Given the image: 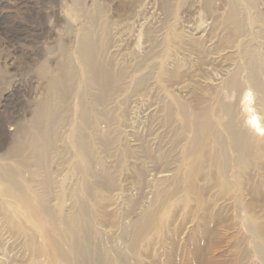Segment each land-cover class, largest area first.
<instances>
[{
  "label": "rangeland",
  "instance_id": "1",
  "mask_svg": "<svg viewBox=\"0 0 264 264\" xmlns=\"http://www.w3.org/2000/svg\"><path fill=\"white\" fill-rule=\"evenodd\" d=\"M29 1L9 17L0 7V185L27 194L49 234L0 195V264H264V235L252 222L264 223V153L246 160L242 176L229 160L225 188L221 167L232 152L219 140V157L194 183L187 178V112L196 107V121L224 112L233 77L247 94L235 129L251 144L249 159L264 136L246 118L248 103L254 113L264 102V0ZM13 22L29 33L10 29ZM88 32L116 73L108 107L111 96L99 105L86 83ZM67 61L77 69L68 97L53 100L55 119L31 128L30 112L52 100L48 67L57 73ZM47 235L64 259L49 253Z\"/></svg>",
  "mask_w": 264,
  "mask_h": 264
},
{
  "label": "bare ground",
  "instance_id": "2",
  "mask_svg": "<svg viewBox=\"0 0 264 264\" xmlns=\"http://www.w3.org/2000/svg\"><path fill=\"white\" fill-rule=\"evenodd\" d=\"M30 5H31V1L29 0H13V1L12 0H0V7L3 6L6 9L5 12L8 14V17L9 15L11 16V14L13 15L14 12L18 11L20 7H25V6H30ZM1 14L3 15V17L0 16V26H4L6 24L3 21L4 20L3 18H5L4 10L2 13L0 12V15ZM233 16H234L233 14L230 15V19L232 21L234 19ZM10 27H11L10 29L12 28L16 29L17 33L19 32L20 35L22 36L23 34L29 33L30 31L28 27L23 26L20 22H13ZM90 31L93 32V30H90ZM92 32H88L87 36H84V39L82 41V45L80 48V57L82 59V62L84 64V67L87 73L86 83L90 87V89L92 88L94 90V95L92 94L95 98L94 100H96V102L99 105H103L104 103H106L108 96H111V98L107 101V104H106V107H108V105H110L113 99L112 97L115 94V93L114 94L112 93L113 89L111 85L113 82V76H115L114 74L116 73L114 69L112 68L113 67L112 63L107 59V57L105 58L104 54L106 53V51L103 54V46L100 45L101 42L94 36ZM48 69L51 71L50 67H48ZM49 70L47 71V74H46L48 79L44 84V89L46 91L47 96L52 98V100L50 102L48 101L40 102L30 112L31 113V118H30L31 123L29 125L31 126V128H39L43 124H46L48 120L52 118L55 119L56 117L54 115L55 110H53V105H52L53 100L54 102H56L55 100H58V99H59L58 101L60 102L64 101L62 97H64L67 94V92L71 89L73 78L77 73V69L70 63V61L59 64V66L57 67V70L59 72L57 73H55L54 71V73L52 74L50 73ZM123 70L124 69L122 68L118 69L117 71L118 74L116 75V77L122 78L124 74ZM257 75H258V72L255 70L253 74V80L252 82H250V85H252V87L254 88L259 86L257 83L258 81ZM220 86H225V81L224 83L222 82ZM225 88L230 90L229 94L231 96L234 95V102H231V103L227 102L226 109L224 112L217 113V112H211L207 110L203 112V118L200 119L199 121H196L195 116H194L196 114L195 112L196 107H194L193 112H190V111L189 113L187 112L188 114L187 121H191L192 131L194 135V138H193L194 141L193 140L191 141L192 147L189 151V156H188V159H189L188 164H190L191 173L187 175L188 176L187 178L189 180V183L191 184L195 182V176L199 174L201 171H203L204 164L211 155L219 157L220 152L217 149H215V144L219 140H221V143H220L221 146L223 144L225 153H228L229 151L232 152V156H227V159L224 164L223 162L220 161L221 163L220 166H222L223 164V167H221V170L223 174L225 173L224 177L222 178V182H223L222 184L225 188H228L227 186L228 183L225 182L226 181L225 177L227 175V171H229V166H227L226 164L229 160L234 159L236 161V162L233 161L232 163L236 166L237 174L242 176V173H243L242 169H243L244 164H246V160L253 161V155L255 151L259 152L260 155L264 153V136H263L260 140H256L253 142V154L251 155V158L249 159L248 157L251 154V144L246 143L247 140H246L245 135L242 132H238L235 129V123L237 120L235 108L237 107V104L243 99H245V97L247 96V94L245 93L246 89L243 87L241 82L236 77H233L232 79H230L229 82L227 83V87L225 86ZM241 103L242 102H240V104ZM261 103H260L261 107H258V110L254 113L251 111L250 103L246 105L247 107L246 113L249 111V113H247L248 115L246 118L250 119L249 124L253 125V127L255 128L254 130H259V131L264 130V102L262 104ZM195 104H198V102H196ZM83 112L85 114L88 113V107H84ZM256 114H259V119L257 118ZM25 130H27V128L23 127V129H21L20 127H18V129L16 130V134L21 133L22 131H25ZM220 136H222V139L220 138ZM87 145L84 144V141L81 144V149L84 151L86 155H87V152L89 151V146L87 147ZM18 146L19 144L15 145L14 148L12 149V152L18 153L20 151V147ZM235 152L237 153L235 154V156H233ZM261 160L262 159H260V161ZM261 165L263 164L261 163ZM168 172H166L167 174H164V172H162L163 174L162 176L166 178V176H168L169 174ZM157 176L160 177V175H157ZM157 176H153V177H157ZM3 194L9 195L16 202H19L22 206L25 207L29 215L32 217V220L35 223L34 225L36 226V229L40 232V234L41 233L49 234V230L47 226L43 224L44 219L40 217V211L37 209V207H35L32 204V201L27 194L20 192L14 185L1 184L0 185V195L2 196ZM257 219L258 218L252 220L255 228L257 229V234L264 235L263 234L264 233V225H263L264 223L260 222ZM47 236L48 237L45 238L47 250L53 257L60 256L61 251L57 247V242L53 240L51 236L49 235ZM263 237L264 236H262V238ZM63 257L65 258L64 255L62 257L60 256V258L64 259ZM73 258H74V255H73Z\"/></svg>",
  "mask_w": 264,
  "mask_h": 264
}]
</instances>
